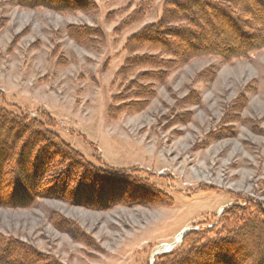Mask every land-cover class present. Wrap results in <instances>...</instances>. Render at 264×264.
<instances>
[{
  "label": "rangeland",
  "instance_id": "rangeland-1",
  "mask_svg": "<svg viewBox=\"0 0 264 264\" xmlns=\"http://www.w3.org/2000/svg\"><path fill=\"white\" fill-rule=\"evenodd\" d=\"M92 1L68 12L0 0V106L49 117L86 162L117 173L111 199L120 200L0 206V242L12 246L0 248V264H154L182 231H205L248 205L264 211V49L122 80L127 40L157 23L165 0Z\"/></svg>",
  "mask_w": 264,
  "mask_h": 264
},
{
  "label": "trees",
  "instance_id": "trees-1",
  "mask_svg": "<svg viewBox=\"0 0 264 264\" xmlns=\"http://www.w3.org/2000/svg\"><path fill=\"white\" fill-rule=\"evenodd\" d=\"M12 1L18 6L68 12L94 4L91 0ZM144 10L130 14L125 27L139 21ZM261 49L264 0H165L157 23L127 40L124 50L130 56L117 75L125 80L134 70L147 68L136 79L160 78L175 63L192 57L211 55L229 62ZM141 51L147 54L139 55ZM130 95L128 90L125 97ZM44 115L40 114V120L29 119L0 106V206L26 207L49 197L72 199L73 205L83 207L92 202L103 209L118 203L120 199H111L119 182L117 173L86 162L53 132L52 121ZM239 211L238 216L233 209L228 211L215 227L188 234L178 248L157 257L154 264H221L224 256L229 264H264V211L249 205ZM9 245L0 242L5 250L12 249Z\"/></svg>",
  "mask_w": 264,
  "mask_h": 264
},
{
  "label": "water",
  "instance_id": "water-1",
  "mask_svg": "<svg viewBox=\"0 0 264 264\" xmlns=\"http://www.w3.org/2000/svg\"><path fill=\"white\" fill-rule=\"evenodd\" d=\"M185 233H186L185 231H182V233H181V235H180L181 238H180V240L176 241V243H180V242L182 241L183 237L185 236ZM176 243H175V244H176ZM175 244H173L172 246H166L165 249L168 250L169 248L174 247ZM156 255H157V253L153 254L152 259H153ZM152 263H153V260H152ZM152 263H151V264H152Z\"/></svg>",
  "mask_w": 264,
  "mask_h": 264
},
{
  "label": "bare ground",
  "instance_id": "bare-ground-1",
  "mask_svg": "<svg viewBox=\"0 0 264 264\" xmlns=\"http://www.w3.org/2000/svg\"><path fill=\"white\" fill-rule=\"evenodd\" d=\"M181 235V234H180ZM180 236L177 238V240L176 241H178V240H180ZM176 241H175V243H176ZM160 249H164V247H162V248H160ZM158 251H161V250H158Z\"/></svg>",
  "mask_w": 264,
  "mask_h": 264
}]
</instances>
